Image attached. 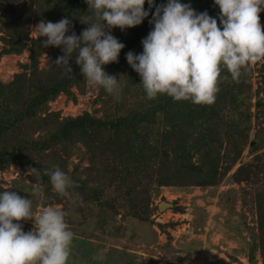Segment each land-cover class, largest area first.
<instances>
[{
    "label": "trees",
    "instance_id": "trees-1",
    "mask_svg": "<svg viewBox=\"0 0 264 264\" xmlns=\"http://www.w3.org/2000/svg\"><path fill=\"white\" fill-rule=\"evenodd\" d=\"M163 2L155 0V4ZM181 2L190 4L196 12L207 11L210 17L219 15L213 0ZM144 7L148 10L147 4ZM3 9L0 0V60L20 55L19 43L29 45L28 63L19 64L21 72L14 74L8 83L0 82V172L18 167L19 176L43 189L42 207L63 202L78 204L76 209L65 211V220L69 219L71 224H80L79 215L85 223L91 222L87 213L92 209L107 213L111 221L121 216L122 221L146 223L156 211L150 205L152 192L159 188L215 187L245 150L253 118L260 124L253 134L255 146L264 143V121L259 119L264 115V88L259 85L253 91L250 65L242 69L236 80L222 69L219 90L210 105L174 102L167 96L155 101L145 99L140 77L127 64L125 56L128 52H142L141 41L152 28L149 20L154 8L139 26L123 32L112 29L111 34L125 47L117 62L104 66V71L117 79L123 76L119 96L96 87L97 95L91 105L98 107L92 113L84 111L76 117L61 118L59 112H49V103L60 95L76 102L73 89L82 95L87 82L74 56L69 60L72 72L68 73L55 65L57 57L63 55L60 48L42 47L37 36L29 38L27 31L15 26L12 14L1 12ZM86 14L84 0H33V24L68 18L71 27L67 34L80 35L87 27L81 23ZM259 19L264 31V11ZM44 53L46 62L41 67ZM261 80L264 82V77ZM253 107L259 113H252ZM73 156L76 163L71 162ZM257 158L259 166L253 165L252 177L245 175L240 179L235 173L233 179L254 182L259 172L264 175V151ZM56 167L74 181L70 189L77 194L74 198L52 190L47 173ZM33 168L39 171V181L35 174L28 173ZM238 171L245 172L243 167ZM255 182L252 200L256 232L251 235L264 264V181L258 186ZM78 240L85 247L84 252L90 253L86 239Z\"/></svg>",
    "mask_w": 264,
    "mask_h": 264
},
{
    "label": "clouds",
    "instance_id": "clouds-1",
    "mask_svg": "<svg viewBox=\"0 0 264 264\" xmlns=\"http://www.w3.org/2000/svg\"><path fill=\"white\" fill-rule=\"evenodd\" d=\"M84 3L87 14L81 23L87 27L79 36L67 34L71 27L68 18L55 23L41 20L32 30L42 47L63 52L55 65L71 73L69 60L74 56L84 80L109 95L119 96L123 76L117 79L107 74L104 66L117 62L125 47L111 34L112 29L123 32L139 26L153 8L152 28L141 41L142 52L125 56L140 77L139 85L148 101L167 96L174 102L210 105L219 90L222 69L236 80L242 69L264 59V31L259 19L264 0H213L219 9L217 17H210L207 11L196 12L181 0ZM28 173L40 180L37 169ZM47 175L54 192L70 199L77 195L70 192L74 181L59 167ZM65 216L66 212L55 206L44 207L37 215L30 198L0 190V264H68L74 233ZM28 220L33 228L24 232L20 222Z\"/></svg>",
    "mask_w": 264,
    "mask_h": 264
},
{
    "label": "rangeland",
    "instance_id": "rangeland-1",
    "mask_svg": "<svg viewBox=\"0 0 264 264\" xmlns=\"http://www.w3.org/2000/svg\"><path fill=\"white\" fill-rule=\"evenodd\" d=\"M1 2L4 7L1 12L12 14L15 26L21 31H27L29 38H35L37 35L32 30L36 26L32 21L33 0ZM24 43L25 47L20 55L1 58L0 82H10L14 74L21 72L19 64L28 63L29 44ZM45 57L46 55H42L41 67L45 65ZM250 66L253 69V91L259 85L264 88V82L261 80L264 77V59ZM96 90L95 86L88 83L82 95L73 89L77 97L74 103L60 95L49 103V112H59L61 118L76 117L84 111L92 113L93 109L98 107L91 105L96 98ZM254 101L255 99L252 100ZM251 112L259 113L254 107ZM96 116L99 117L100 114ZM260 117L259 119L264 121V115ZM251 123L252 131L245 150L215 187L159 188L157 192H152L150 205L156 207V211L149 216L146 223L122 221L121 216L115 217L117 221H111L110 215L98 209L87 213L92 219L91 222L85 223L80 215V224L77 225L66 219L69 229L72 232L77 231L73 232V257L68 259V264H251L252 262L247 261V252L253 242L251 233L256 232L252 192L255 179L258 186L264 181V175L259 172L254 182H236L233 179L235 173L238 177L241 176L240 179L245 175L252 177L253 165L259 166L257 157L264 151V143L258 142L256 147L253 136L260 124L254 118ZM262 127L264 128V124ZM71 162H77L76 156L71 158ZM83 164L87 166L86 163ZM239 167H243L245 172H237ZM18 174L19 168L16 166L0 172V190L15 191L24 198H30L33 211L38 215L44 208L41 206L43 189L37 186L34 193L35 185ZM161 201L171 203L173 208L159 212L157 205ZM77 206L78 204L72 202L55 204V207L63 211L74 210ZM174 208H181L182 211L174 212ZM20 223L24 232L33 228L31 220ZM158 225L164 228L160 229ZM82 238L89 243L86 249L91 250L90 253L84 252L85 247L80 246L78 239ZM255 256L257 264H261L257 248Z\"/></svg>",
    "mask_w": 264,
    "mask_h": 264
},
{
    "label": "water",
    "instance_id": "water-1",
    "mask_svg": "<svg viewBox=\"0 0 264 264\" xmlns=\"http://www.w3.org/2000/svg\"><path fill=\"white\" fill-rule=\"evenodd\" d=\"M19 47L21 49H23L25 47V43H19ZM46 54L44 53L43 56H45ZM253 143L250 144V146H252ZM157 208H158V211L161 212L163 211L164 209H172L173 208V205L171 203H166L164 201H161L158 205H157ZM255 250H256V243L255 242H252L249 249H248V252H247V261L248 262H253L256 260V256H255Z\"/></svg>",
    "mask_w": 264,
    "mask_h": 264
}]
</instances>
